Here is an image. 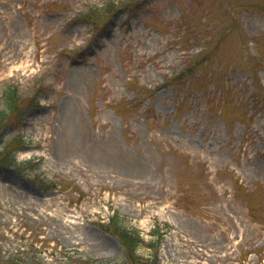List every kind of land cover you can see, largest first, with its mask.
Returning a JSON list of instances; mask_svg holds the SVG:
<instances>
[{
	"label": "rangeland",
	"instance_id": "rangeland-1",
	"mask_svg": "<svg viewBox=\"0 0 264 264\" xmlns=\"http://www.w3.org/2000/svg\"><path fill=\"white\" fill-rule=\"evenodd\" d=\"M9 88L0 257L264 264V0H0Z\"/></svg>",
	"mask_w": 264,
	"mask_h": 264
},
{
	"label": "trees",
	"instance_id": "trees-1",
	"mask_svg": "<svg viewBox=\"0 0 264 264\" xmlns=\"http://www.w3.org/2000/svg\"><path fill=\"white\" fill-rule=\"evenodd\" d=\"M16 92H17L16 88H9L8 90H6L5 98L7 102V107L0 111V118L1 117L3 118L7 113H10L12 109L14 110L17 109L18 100L16 97L17 96ZM119 218H120L119 214L117 213V211H115L114 214L110 217L108 226L123 241L126 247V252H127L126 255L128 257V255L130 256L134 254V252L138 249V247L141 246L144 239L141 238V235L136 228H133V227L128 228L127 226L122 225L120 223ZM66 259L70 260L72 258L68 256ZM49 263H50V260L45 261V264H49ZM0 264H26V262L21 259H14L12 257H8L6 259H3L2 257H0Z\"/></svg>",
	"mask_w": 264,
	"mask_h": 264
}]
</instances>
